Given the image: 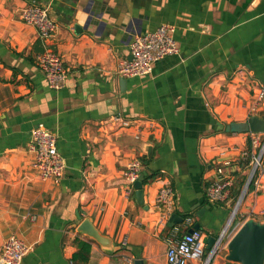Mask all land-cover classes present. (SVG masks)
<instances>
[{
    "label": "crops",
    "instance_id": "1",
    "mask_svg": "<svg viewBox=\"0 0 264 264\" xmlns=\"http://www.w3.org/2000/svg\"><path fill=\"white\" fill-rule=\"evenodd\" d=\"M30 3L47 6L57 25L45 40L21 19ZM163 23L173 26L178 51L147 76L118 75L131 59L132 37ZM45 48L66 68L57 90L36 62ZM262 90L264 0H0V244L11 234L21 238L29 246L21 264H166L168 235L199 224L204 247L209 236L217 241L250 169L239 165L248 140L251 154L264 142L247 121L264 119ZM117 112L153 118L156 128L147 132L141 120V131L121 126ZM38 125L56 135L65 162L58 183L33 166L28 142ZM134 157L148 159L147 176L155 173L142 184V203L135 189L126 194ZM223 157L232 184L225 200L211 202L206 190ZM262 162L210 264H226L223 245L246 218L264 219V154ZM164 186L176 196L165 224L156 202ZM172 213L184 221L170 226ZM86 217L116 249L76 231ZM76 238L91 246L84 263L72 258Z\"/></svg>",
    "mask_w": 264,
    "mask_h": 264
},
{
    "label": "built area",
    "instance_id": "2",
    "mask_svg": "<svg viewBox=\"0 0 264 264\" xmlns=\"http://www.w3.org/2000/svg\"><path fill=\"white\" fill-rule=\"evenodd\" d=\"M20 16L26 24L32 25L37 29L38 35L42 40L49 38L56 31L57 25L50 17L47 6L36 3L27 4L21 10ZM172 32L173 26L163 23L152 31L135 34L129 43L131 59L119 64L116 73L122 76L149 75L156 62L178 51ZM36 62L49 88L57 90L64 86L66 68L62 57L57 51L45 48L36 56ZM114 119L120 121L121 126H135L139 131L143 130L141 127V123L143 122V126L146 127L149 133H152L157 125V121L153 118H127L121 112H117L114 115ZM140 120L141 123L139 124L138 121ZM135 137L140 138V133L135 134ZM252 142L256 143L257 138L254 137ZM28 150L33 155V166L38 176L42 180L58 183L63 176L65 162L57 149L56 135L47 127L38 125L31 131ZM263 154L264 142L258 146L256 152L251 154L250 169L247 173L249 183L256 171L257 176L263 171ZM227 164V161H222L216 165V177L211 181L206 190L207 199L211 202L223 201L229 195L232 177L225 170ZM142 171L143 165L138 157H134L128 162L124 173L128 182L126 189L128 196L134 192V183ZM247 188H242L240 192L241 196L239 194L232 207L226 228L221 232L220 238L216 241L213 249L207 256L205 255L204 257L203 234L199 229H195L191 232L187 231L182 236H167V247L165 250L166 264H189L194 261L201 262V264H209L219 250L222 238L227 236V230L231 226L232 218L240 207ZM175 198V191L171 186H164L159 189L156 202L164 209V212L160 215L161 223L165 224L168 214L173 211ZM28 250L29 246L21 238L11 234L0 244V264H21Z\"/></svg>",
    "mask_w": 264,
    "mask_h": 264
},
{
    "label": "water",
    "instance_id": "3",
    "mask_svg": "<svg viewBox=\"0 0 264 264\" xmlns=\"http://www.w3.org/2000/svg\"><path fill=\"white\" fill-rule=\"evenodd\" d=\"M123 78L121 84L123 83ZM248 127L251 132H264V119L259 118L256 114L251 115L248 118ZM148 153V151H147ZM227 160L226 158H220L218 163ZM146 171L143 170L138 179L134 183L135 197L137 202L142 203V184ZM249 177H247L246 183L243 189L247 188ZM241 196V193H240ZM184 218L176 213H172L169 218V225L174 226L178 223H182ZM200 225L195 224L188 232L195 229H199ZM76 231L83 234L97 243L102 248L112 251L116 249L113 241L106 235L102 234L92 223L91 218H84L76 227ZM216 243V238L209 236L206 240L204 247V254L207 256L213 249ZM219 243V241H218ZM217 243V244H218ZM224 260L235 264H264V219L248 217L246 218L237 230L231 235V237L223 245ZM133 264H144L142 259H135Z\"/></svg>",
    "mask_w": 264,
    "mask_h": 264
},
{
    "label": "trees",
    "instance_id": "4",
    "mask_svg": "<svg viewBox=\"0 0 264 264\" xmlns=\"http://www.w3.org/2000/svg\"><path fill=\"white\" fill-rule=\"evenodd\" d=\"M147 158H142L140 159L141 163L142 164H146L147 163ZM250 160H251V144H250V140H248V146H247V149H246V154L244 156V158H242L240 161H239V165L241 166H244V165H250ZM254 177L252 178V180L250 181L249 185H248V188L249 189L251 187V185H253V182H254V179H255V176H257V171L255 172V174L253 175ZM155 177V173L153 174H150V175H145L144 177V180H143V183H147L149 180L153 179ZM246 179H247V174L246 175H243L241 181L239 182V185H238V189L236 190V193H237V196H239L245 182H246ZM236 196V197H237ZM235 222V221H234ZM232 223V226L235 224V223ZM76 246H77V251L75 252V254L73 255V259L76 261V262H86L87 259H88V254H89V251H90V243L85 241V240H82V239H79V238H76L74 240ZM226 264H235V263H231V262H226Z\"/></svg>",
    "mask_w": 264,
    "mask_h": 264
},
{
    "label": "rangeland",
    "instance_id": "5",
    "mask_svg": "<svg viewBox=\"0 0 264 264\" xmlns=\"http://www.w3.org/2000/svg\"><path fill=\"white\" fill-rule=\"evenodd\" d=\"M238 212H239V208H238V210L236 211L234 217L232 218V221H231L230 224H232V223L237 219L238 214H239ZM231 233H233V232H231ZM231 233L228 235L227 239L229 238V236L231 235ZM210 262H211V261H210ZM209 264H210V263H209Z\"/></svg>",
    "mask_w": 264,
    "mask_h": 264
}]
</instances>
